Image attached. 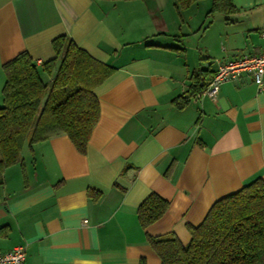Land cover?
<instances>
[{
	"label": "crops",
	"instance_id": "obj_1",
	"mask_svg": "<svg viewBox=\"0 0 264 264\" xmlns=\"http://www.w3.org/2000/svg\"><path fill=\"white\" fill-rule=\"evenodd\" d=\"M212 1L0 0V96L2 65L23 51L40 65L60 35L115 68L94 88L83 152L66 134L26 142L2 172L0 252L25 245L24 264H161L148 237L186 244L216 200L264 179V90L246 73L214 99L192 86L200 68L206 84L216 60L258 50L264 0ZM151 192L169 207L143 228Z\"/></svg>",
	"mask_w": 264,
	"mask_h": 264
},
{
	"label": "trees",
	"instance_id": "obj_2",
	"mask_svg": "<svg viewBox=\"0 0 264 264\" xmlns=\"http://www.w3.org/2000/svg\"><path fill=\"white\" fill-rule=\"evenodd\" d=\"M196 1L176 0V5L187 8ZM212 4L218 10L232 6L231 0H213ZM52 45L55 56L40 65L25 51L2 65L0 178L6 167L21 161L26 142L31 145L66 134L83 152L98 120L94 88L115 68L92 57L65 35L54 38ZM206 70L200 68L194 75V91L200 92L207 84L199 79ZM41 73L49 78L44 80ZM168 207L169 200L151 192L138 206L140 225L145 228L157 221ZM188 229L186 244L171 234L148 237L161 264H264V179L255 177L219 198L203 221Z\"/></svg>",
	"mask_w": 264,
	"mask_h": 264
},
{
	"label": "built area",
	"instance_id": "obj_3",
	"mask_svg": "<svg viewBox=\"0 0 264 264\" xmlns=\"http://www.w3.org/2000/svg\"><path fill=\"white\" fill-rule=\"evenodd\" d=\"M261 42L254 53H240L232 57L216 60L217 67L204 88L197 93L198 98L214 99L224 82L236 80L243 73L250 75L260 90H264V26L260 29ZM25 245L0 252V264H24Z\"/></svg>",
	"mask_w": 264,
	"mask_h": 264
},
{
	"label": "rangeland",
	"instance_id": "obj_4",
	"mask_svg": "<svg viewBox=\"0 0 264 264\" xmlns=\"http://www.w3.org/2000/svg\"><path fill=\"white\" fill-rule=\"evenodd\" d=\"M0 105H3V98H2V96H0Z\"/></svg>",
	"mask_w": 264,
	"mask_h": 264
}]
</instances>
